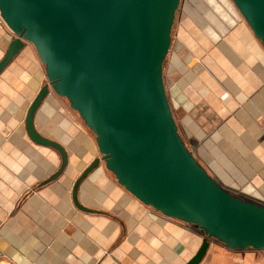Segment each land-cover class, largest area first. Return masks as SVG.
I'll return each instance as SVG.
<instances>
[{
	"label": "crops",
	"instance_id": "crops-1",
	"mask_svg": "<svg viewBox=\"0 0 264 264\" xmlns=\"http://www.w3.org/2000/svg\"><path fill=\"white\" fill-rule=\"evenodd\" d=\"M15 38L0 15V61ZM48 82L27 41L0 74V264L188 262L204 231L142 203L102 159L78 189L81 204L95 211L75 205L76 180L102 155L85 121L52 89L34 124L65 147L68 165L43 184L62 158L30 139L26 116ZM164 82L179 133L200 164L223 188L264 205V45L232 0H181ZM200 264H264V250L212 238Z\"/></svg>",
	"mask_w": 264,
	"mask_h": 264
},
{
	"label": "water",
	"instance_id": "water-1",
	"mask_svg": "<svg viewBox=\"0 0 264 264\" xmlns=\"http://www.w3.org/2000/svg\"><path fill=\"white\" fill-rule=\"evenodd\" d=\"M264 45V0H232ZM181 0H0V15L16 35L0 74L24 42L34 45L48 83L31 103L26 129L36 144L56 149L59 178L68 153L35 127L50 89L69 100L96 135L102 159L119 184L163 215L197 225L207 239L185 264H200L214 238L231 249L264 250V205L229 193L200 164L179 133L164 82V62Z\"/></svg>",
	"mask_w": 264,
	"mask_h": 264
},
{
	"label": "rangeland",
	"instance_id": "rangeland-1",
	"mask_svg": "<svg viewBox=\"0 0 264 264\" xmlns=\"http://www.w3.org/2000/svg\"><path fill=\"white\" fill-rule=\"evenodd\" d=\"M177 12H178V11H177ZM51 89H52V88H51ZM61 102H62V104H63V107H64L68 112H70L72 115H74L75 118L78 117V120H80V122L84 124L83 119L81 118V116L79 115V113H78V112L75 113V112L73 111V109L71 108V106H70V102H69V100H68L67 98H65V97L61 98ZM88 130H89V132H90L93 136L96 137V135H94V132H93L92 130H90V128H89ZM225 189H226L229 193H231L232 195L244 199V198L242 197V195H241L240 192L235 191V190H234V191H231V190H229V189H227V188H225ZM244 200H245V199H244ZM247 201H248V200H247ZM250 202H251V201H250Z\"/></svg>",
	"mask_w": 264,
	"mask_h": 264
}]
</instances>
